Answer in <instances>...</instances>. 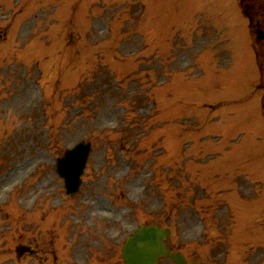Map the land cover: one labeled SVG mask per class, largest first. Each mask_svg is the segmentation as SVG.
<instances>
[{"label":"rangeland","instance_id":"obj_1","mask_svg":"<svg viewBox=\"0 0 264 264\" xmlns=\"http://www.w3.org/2000/svg\"><path fill=\"white\" fill-rule=\"evenodd\" d=\"M74 1L50 4L41 23L26 18L39 0H0V65L21 57L36 71L0 73V264H29L15 247L34 235L69 246L74 232L84 242L98 233L95 255L115 252L120 264L142 221L174 222L190 257L210 264L263 263L264 76L254 59L264 70V33L250 32L237 0H82V17ZM172 35L180 41L164 56ZM185 44L195 50L176 62ZM56 86L67 89L57 104L47 95ZM81 139L94 151L71 196L56 157ZM183 206L206 207V223L178 228Z\"/></svg>","mask_w":264,"mask_h":264},{"label":"water","instance_id":"obj_2","mask_svg":"<svg viewBox=\"0 0 264 264\" xmlns=\"http://www.w3.org/2000/svg\"><path fill=\"white\" fill-rule=\"evenodd\" d=\"M90 143L81 142L58 158V171L65 177L68 190L72 193L79 187L80 174L91 150ZM163 233L160 227L143 225L125 242L123 247L127 264H156L157 257L165 252Z\"/></svg>","mask_w":264,"mask_h":264},{"label":"flooded vegetation","instance_id":"obj_3","mask_svg":"<svg viewBox=\"0 0 264 264\" xmlns=\"http://www.w3.org/2000/svg\"><path fill=\"white\" fill-rule=\"evenodd\" d=\"M174 243H175V245H173L174 248H176V249H182L181 247H179L177 241H174ZM184 253H185V251H184ZM185 255H186V253H185ZM188 256H189V254H188ZM186 257H187V255H186ZM187 258H188V257H187ZM188 259L190 260V261H189L190 264H193V263H192V259H191V257H189ZM103 261H104V260H103ZM88 262H93V261H92V259H91V260L89 259ZM105 262H106V261H104V264H105ZM72 264H82V261H81V259L77 258V261L73 262ZM107 264H111V261H109ZM174 264H175V263H174ZM205 264H210V261L207 260V262H206Z\"/></svg>","mask_w":264,"mask_h":264}]
</instances>
